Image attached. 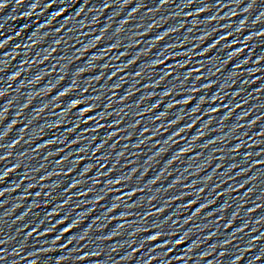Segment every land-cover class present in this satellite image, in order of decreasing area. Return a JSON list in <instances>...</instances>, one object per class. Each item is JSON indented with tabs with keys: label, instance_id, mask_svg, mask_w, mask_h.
<instances>
[{
	"label": "snow or ice",
	"instance_id": "obj_1",
	"mask_svg": "<svg viewBox=\"0 0 264 264\" xmlns=\"http://www.w3.org/2000/svg\"><path fill=\"white\" fill-rule=\"evenodd\" d=\"M164 2H166V0H164ZM5 4H6V0H5V3H0V7L5 6ZM60 14H61V13H57L56 15L59 16ZM160 39H163V37H161ZM17 75H18V74H17ZM2 95H3V93H0V96H2ZM61 95H63V93H61ZM186 101H187V100H186ZM74 103H77V101L74 102ZM213 111H216V110L214 109ZM84 112L89 113V112H91V111H89V109H84ZM82 113H83V112H82ZM184 152H188L187 149H184ZM7 174H8L7 172L4 173L5 176H6ZM117 183H118V181H117ZM0 195H3V194L0 193ZM67 230H68L67 228L64 229V231H67ZM157 237H158V236H152V237H151V240L155 241V240H157ZM57 239H59V238H57ZM176 243H177V244H180L181 241H180V240H177ZM81 259H83V258H81Z\"/></svg>",
	"mask_w": 264,
	"mask_h": 264
}]
</instances>
